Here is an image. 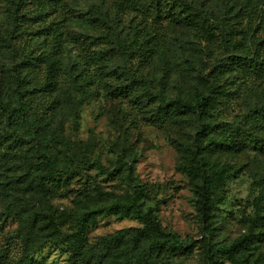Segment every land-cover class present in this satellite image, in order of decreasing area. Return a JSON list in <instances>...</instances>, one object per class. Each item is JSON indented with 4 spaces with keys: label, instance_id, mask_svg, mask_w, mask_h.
Here are the masks:
<instances>
[{
    "label": "rangeland",
    "instance_id": "rangeland-1",
    "mask_svg": "<svg viewBox=\"0 0 264 264\" xmlns=\"http://www.w3.org/2000/svg\"><path fill=\"white\" fill-rule=\"evenodd\" d=\"M30 1L0 0V76L5 69L18 68L29 50L33 55L38 53L37 33L43 24L31 10L34 4ZM189 1L208 26L201 34L166 18L172 6L168 0H48L50 4L60 2L61 11L68 13L66 18L76 13L93 18L112 15L114 21L109 27L130 38L133 31H139L142 35L150 33L162 45L166 40L179 39L197 71L185 78L173 71V62L169 64L173 68L166 70L158 56L137 58L139 50L133 57H122L115 50L110 60L97 65L84 60L77 74L85 70L91 79L77 94L85 102L74 111L65 103L74 91L70 78L62 77V90L56 95L40 91L39 85L30 86L25 98L29 112L48 118L58 103L62 108L51 129L58 128L60 122L63 130L56 131L50 150L59 170L67 174L59 184H50L45 196L47 207L61 235L77 231L84 211L126 202L132 194L131 180L127 167L117 169L119 162L128 163L133 167L132 178L139 185L144 210L156 216L166 231L195 241L192 255L165 264H238L242 258L245 264H264V0ZM156 3L160 5L158 17L152 16ZM47 12L48 24L58 11ZM58 21L66 52L77 55L79 62L85 56L75 47L79 36L97 42V48L91 45L92 51L110 53L109 46H99L109 27L80 25L62 18L55 21L56 25ZM198 43L206 48L201 57L194 52ZM242 57L251 67L232 64L233 59ZM225 63L227 69L222 68ZM184 67L179 60L176 68ZM39 69L37 81L41 84L45 69ZM210 85L217 102L207 124L219 127L214 133L217 141L233 146L206 154L208 179L218 182L210 196L211 204L206 205L202 174L192 159L200 145L198 118L177 116L166 109L164 101L180 93L191 94L195 88L206 90ZM95 160L112 174L90 168ZM94 218L87 231L89 243L121 229L141 227L131 218ZM248 239L250 246L235 256L217 257L210 263L206 258L208 247H229ZM33 258L36 264H73L66 244L45 245ZM22 260L17 222L0 212V261L21 264Z\"/></svg>",
    "mask_w": 264,
    "mask_h": 264
},
{
    "label": "trees",
    "instance_id": "trees-1",
    "mask_svg": "<svg viewBox=\"0 0 264 264\" xmlns=\"http://www.w3.org/2000/svg\"><path fill=\"white\" fill-rule=\"evenodd\" d=\"M168 1L172 3V6L167 10L169 13L166 18L181 27L194 29L200 34L208 28L205 26L203 15L197 11L191 1ZM30 2L34 4L31 10H34L39 24H43L37 33L38 53L33 55L32 50H29L18 68L5 69L4 74L0 76V212L13 217L17 222L18 235L23 249L21 264H36L33 255L48 244L54 246L66 244L73 264H165L172 259L192 255L195 248L194 240L186 241L175 231H166L156 216L144 210L140 203L139 185L132 178L133 167L123 162H119L117 170L127 167L132 189V194L126 202L102 206L95 211H84L78 219V230L61 235L55 223L54 214L47 207L45 196L50 184L53 182L55 185L59 184L60 178L67 174L59 170L57 161L50 150L51 140L55 137L56 131L63 130V124L60 122L58 128L51 129V123L54 122L58 111L62 108L58 103L53 107L52 114L49 112L50 117L46 118L47 115L44 117L34 111L29 112L25 101L30 86L39 85L40 91L47 90L51 95L58 94L62 90V77L66 76L71 79L69 85L74 91L65 103L70 105L71 111L76 110L85 102L84 97H77V94L83 91V85L91 79L85 70L84 73L77 74L83 61L89 60L91 64L97 65V62L101 60H110L115 50L120 51L122 57H133V52L137 53L136 50L140 52L137 58L149 59L158 56L167 65L166 70H169L171 66L169 64L173 62L175 67H171L174 72L186 76L185 78L187 76L191 78L197 70L192 56L186 53L185 43L175 39L174 42L166 40L162 45L150 33L142 35L139 31H133L132 38H130L128 34L117 32L109 27L114 21L112 15L93 18L94 16L89 17L86 13H76L66 18L68 13L61 11L60 2L56 4H50L48 0ZM26 3L24 2V5ZM159 6L158 3L152 6L155 9V11L152 10V16H159ZM26 9L30 10L28 7ZM47 9L58 11L48 24L46 23L49 18ZM60 18L68 22H80L78 23L80 25L91 23V25L109 27L107 35L99 46L100 44L109 46L110 53L92 51L91 45L95 44L97 48V42L87 41V37L79 36L74 41L75 47L79 53L85 52V56L79 62V57L78 60L75 58L77 55L73 57L66 52V39L59 26L61 21H58L57 25L55 23ZM219 26L225 27V24L219 23ZM136 44L137 47L133 48ZM205 49L201 43H198L194 52L201 57ZM179 60L185 65L182 70L176 68ZM232 64L237 68L251 67L247 59L243 57L233 59ZM226 66L225 63L222 68L227 69ZM40 67L45 69L42 71L41 84L37 81V72H40ZM203 70L199 66V72ZM199 72L197 73L198 80L199 77L201 78ZM211 94H213L212 85L206 87V90L195 88L191 94L180 93L169 102L164 101L166 109L177 116L194 115L198 118L200 129L197 135L200 145L194 150L192 159L196 163V169L202 174L204 184L202 200L206 205L211 204L210 196L216 191L218 185L217 181L208 179L209 159L206 154L216 148L231 150L233 146L232 143H226L224 140L223 142L217 141L214 133L219 130V127L207 124L217 102ZM235 134L238 132L236 131ZM5 154H11L12 158L5 157ZM89 167L103 175L112 174V171L98 160L91 162ZM255 176L254 182L257 181ZM94 215H115L120 220L131 218L138 221L141 227L121 229L89 243L87 231L90 220H95ZM251 243L252 241L248 239L229 247H208L206 258L209 263L217 257L229 258L246 250ZM11 263L12 261H0V264ZM245 263L246 259L242 258L238 264Z\"/></svg>",
    "mask_w": 264,
    "mask_h": 264
}]
</instances>
